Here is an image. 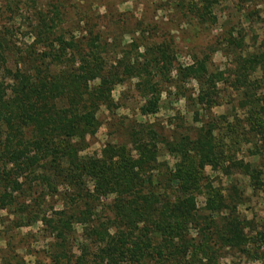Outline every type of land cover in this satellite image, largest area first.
Returning <instances> with one entry per match:
<instances>
[{
    "label": "trees",
    "instance_id": "obj_1",
    "mask_svg": "<svg viewBox=\"0 0 264 264\" xmlns=\"http://www.w3.org/2000/svg\"><path fill=\"white\" fill-rule=\"evenodd\" d=\"M219 1L174 8L207 26ZM64 16L51 0H0V264H264V211H239L231 177L264 200V37L248 50L243 36L221 35L228 65L210 71L205 54L175 63L148 30L126 41L84 12L65 30ZM117 85L140 98L141 117L172 92L198 126L118 117ZM103 111L114 135L88 151ZM37 222L47 263L14 251L18 229Z\"/></svg>",
    "mask_w": 264,
    "mask_h": 264
},
{
    "label": "rangeland",
    "instance_id": "obj_2",
    "mask_svg": "<svg viewBox=\"0 0 264 264\" xmlns=\"http://www.w3.org/2000/svg\"><path fill=\"white\" fill-rule=\"evenodd\" d=\"M44 3V0H38ZM54 4L64 5L65 30H74L79 20H83L82 12L88 13L93 18L95 26L103 25V31L116 33H126L124 39L129 36H137L138 31L148 30L156 41L165 40L172 54L175 57V63H190L193 56L207 55L211 63L209 70L216 68L219 70L227 67V58L222 55L220 44H218L221 35L231 32L232 38L243 36V43L248 50L252 49V38L258 36V40L264 37V25L261 20L264 18V0H220L215 4L212 13L215 15L211 24L203 26L196 24L195 20H188L176 8L174 0H51ZM187 1V0H185ZM2 2V1H1ZM64 11L63 8H61ZM249 15V17H246ZM73 27V28H72ZM108 29V30H106ZM69 31V32H70ZM76 35L77 32H74ZM213 50H210V49ZM186 86L195 88L191 81L186 82ZM220 87V85H219ZM124 91V86L117 85L112 90V97L119 106L116 109V115L125 120L137 119L147 122L166 121V119L179 118L173 120L177 125L182 123L184 126H190L191 131L198 124L194 122V106L186 104L185 100L176 97L171 92L160 94L159 107L155 114L141 117L137 114L136 105L141 101L133 90ZM190 92V89L189 91ZM222 93V91H221ZM228 97L221 98L225 101ZM229 106L223 104L213 108L215 115L222 114ZM99 120L101 124L95 135L89 139L88 151H95L114 135V127L107 126L103 120H106V112L103 111ZM125 123H127L125 121ZM124 123V124H125ZM163 124V123H162ZM193 133V131L191 132ZM160 159L169 160L167 156H161ZM205 174L214 182H221V187L226 188L228 180L217 171L205 167ZM231 177L236 180L237 185L243 190V204L239 206V211L245 216L250 217L252 212L260 213L264 211V200L250 193L247 187L246 178L232 172ZM202 197H197V205L202 204ZM4 215L3 212H1ZM40 224L34 223L18 229L17 239L22 238L21 242L15 241L14 251L25 261L32 262L35 258L40 262L47 263L44 257V251L47 248L48 240L40 233ZM0 241V248L3 246ZM239 264H252L246 259L239 258Z\"/></svg>",
    "mask_w": 264,
    "mask_h": 264
}]
</instances>
